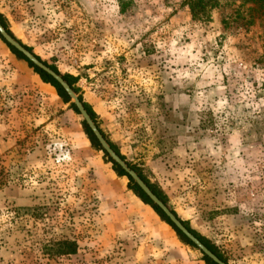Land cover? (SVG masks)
Segmentation results:
<instances>
[{"label": "rangeland", "instance_id": "1", "mask_svg": "<svg viewBox=\"0 0 264 264\" xmlns=\"http://www.w3.org/2000/svg\"><path fill=\"white\" fill-rule=\"evenodd\" d=\"M186 0H0L26 45L228 264H264V24ZM253 21V23H252ZM0 38V264H207ZM69 239L78 250L51 255Z\"/></svg>", "mask_w": 264, "mask_h": 264}, {"label": "trees", "instance_id": "2", "mask_svg": "<svg viewBox=\"0 0 264 264\" xmlns=\"http://www.w3.org/2000/svg\"><path fill=\"white\" fill-rule=\"evenodd\" d=\"M221 0H186L185 4L188 6L190 13L192 15V18L194 20H200L204 22H209L211 18V12L217 8L220 5ZM251 1L254 3V6H252L250 9L256 13H258L259 17L263 19L264 21V0H247ZM0 20L2 24L5 26V28L8 30V32L15 37L17 40H19L21 43H23L30 51L34 52L33 48L26 45L20 38L16 36V34L12 31L11 25L7 18L0 13ZM253 23V21H252ZM264 24V22H263ZM1 40L9 47L11 52L17 57L18 60L26 62L33 70L35 71L36 74L40 76V78L45 82L51 84L57 91L58 95L62 98V100L65 103H70L71 98L65 91V89L61 86V84L56 81L52 76H50L48 73L37 67L34 63H32L26 56H24L21 52H19L16 48H14L12 45H10L0 34ZM39 59L43 60L39 55H37ZM46 64H49L46 60H43ZM55 71L58 73H61L59 69L53 65L49 64ZM63 77L73 86L76 92H79V89L76 87V78L70 74H63ZM80 99L84 103L85 107L91 114L92 118L95 120V122L98 124L99 128L101 129L102 133L104 136L107 138L111 146L116 150V152L125 160H127L128 164L134 168L140 175L141 177L150 185V187L154 190V192L167 204H169V198L167 194L156 184L152 183L151 180L145 176L140 169L132 162L128 161L126 156L122 154L120 151L119 146L114 143L108 134L101 128V125L98 120V115L92 108V106L86 102L83 98L82 95H80ZM70 108L73 109L77 114H80V111L76 107L75 104L71 103ZM82 125L84 128V131L91 141L93 147L97 149L98 151L103 152L104 157L107 162L112 164L113 170L118 174L120 177H127L129 180V188L147 205H149L155 212L160 216V218L166 222L168 225H170L175 232L177 233L178 237L182 242H184L187 245L192 246L193 248L198 249V247L190 240L188 239L179 229L178 227L170 220V218L160 209L154 202L146 195V193L134 182L133 178L120 166L118 165L111 157H109L108 153L104 150L100 142L98 141L97 137L89 127L86 121H82ZM173 212L179 217L178 212L172 208ZM184 224L197 236L199 237L210 249H212L220 258H222L224 261L228 263V261L222 256V254L215 248L209 240H207L204 236H202L197 230H195L190 223L187 220L181 219ZM78 250V244L76 241L69 240V239H62L59 240L53 245H51L49 253L51 255H71L75 254ZM203 253V252H202ZM203 260L207 264H217L214 261H212L208 256H206L203 253Z\"/></svg>", "mask_w": 264, "mask_h": 264}, {"label": "water", "instance_id": "3", "mask_svg": "<svg viewBox=\"0 0 264 264\" xmlns=\"http://www.w3.org/2000/svg\"><path fill=\"white\" fill-rule=\"evenodd\" d=\"M0 34L3 38L24 56H26L32 63L37 67L48 73L56 81H58L61 86L65 89L67 94L71 98V102L76 105L80 111L83 120L87 122L98 141L118 165H120L134 180V182L146 193V195L156 204L164 213L170 218V220L178 227V229L190 239L200 251H202L206 256H208L212 261L217 264H228L222 258H220L212 249H210L199 237H197L179 218L172 210L169 204L165 203L150 187V185L141 177V175L132 168L127 160L123 159L116 150L111 146L107 138L102 133L98 124L92 118L91 114L85 107L84 103L80 99L79 94L75 91L73 86L63 77V74L55 71L49 64H46L43 60L39 59L35 52L30 51L23 43L13 37L0 20Z\"/></svg>", "mask_w": 264, "mask_h": 264}]
</instances>
